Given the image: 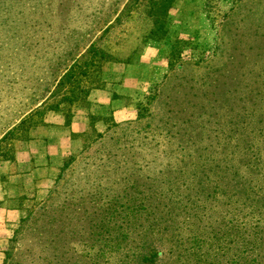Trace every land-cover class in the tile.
<instances>
[{
	"label": "rangeland",
	"instance_id": "obj_1",
	"mask_svg": "<svg viewBox=\"0 0 264 264\" xmlns=\"http://www.w3.org/2000/svg\"><path fill=\"white\" fill-rule=\"evenodd\" d=\"M13 5L19 20L9 33L17 37L11 44L0 34L10 41L0 46L3 184L31 142L87 113L93 93L109 91L118 105L107 116L90 114L87 129L71 134L76 146L48 192L16 197L11 227L0 223L8 238L2 264H121L129 231L125 254L106 248L104 238L117 241L114 222L100 225L109 208L78 189L132 147L162 166L187 160L186 152L192 164L222 159V151L264 155V0H176L165 32L154 36L147 1ZM94 41L119 61L91 57Z\"/></svg>",
	"mask_w": 264,
	"mask_h": 264
},
{
	"label": "trees",
	"instance_id": "obj_2",
	"mask_svg": "<svg viewBox=\"0 0 264 264\" xmlns=\"http://www.w3.org/2000/svg\"><path fill=\"white\" fill-rule=\"evenodd\" d=\"M134 1L150 4L152 36L165 32L176 0ZM13 2L17 0H0V34L5 32L11 44L17 32H9L19 20ZM6 40L0 46H8ZM89 52L94 58L119 61L96 41ZM132 149L78 189L83 197L99 199L101 209L109 208L100 225L105 228L114 222L118 242L110 245L104 238L106 248L117 246L125 254L128 237L124 236L129 231V255H123L121 264H264L262 153L254 152L248 159L234 150L222 151V159L192 164L186 152L187 160L162 166L156 154L147 160L152 152ZM213 173L219 180H211Z\"/></svg>",
	"mask_w": 264,
	"mask_h": 264
},
{
	"label": "crops",
	"instance_id": "obj_3",
	"mask_svg": "<svg viewBox=\"0 0 264 264\" xmlns=\"http://www.w3.org/2000/svg\"><path fill=\"white\" fill-rule=\"evenodd\" d=\"M90 102L91 106L87 113L76 116L70 127L52 126L48 128L43 139L31 142L29 153L18 158V167L7 173L10 182L3 184L0 180V223L4 229L11 227L9 222H12V218L17 213V196H23L31 190L45 194L51 188L64 156L74 148V145L76 146L77 142L74 145L71 143V134L87 129L89 124L87 117H90V114L107 116L108 111L118 105L117 101L112 100L111 93L106 90L93 93ZM7 240V237H0V243L4 246ZM4 246L0 249V264L5 258Z\"/></svg>",
	"mask_w": 264,
	"mask_h": 264
}]
</instances>
